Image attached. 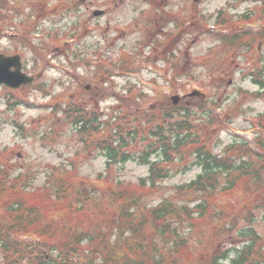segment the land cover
Returning <instances> with one entry per match:
<instances>
[{"label":"rangeland","instance_id":"rangeland-1","mask_svg":"<svg viewBox=\"0 0 264 264\" xmlns=\"http://www.w3.org/2000/svg\"><path fill=\"white\" fill-rule=\"evenodd\" d=\"M96 10L105 15L95 17ZM249 12L252 16L245 18ZM263 28L264 0H0V53L20 54L24 71L35 77L33 84L17 90L0 87V168L5 177L0 181L9 188L0 201H13L17 191L39 193L49 212L61 218L66 214L58 208L76 206L83 188L100 194L99 214L92 204L88 213L65 218L75 231L84 229L78 221L95 226L109 222L105 215L117 209L111 199L120 189L118 182L144 187L141 179L148 177L149 167L134 160L108 167L95 143L109 132L79 134L64 112H55L54 106L66 100L97 111L111 125L115 122L113 127L137 126L145 132L138 142L146 143L147 130L168 107L162 100L179 95L176 119L185 110L195 112L196 130L215 154L237 141L264 143V97L257 95L260 88L252 76L261 74L264 39L255 31ZM221 30L227 36L252 33L232 45L221 41ZM195 90L205 96V107L198 97L187 96ZM137 150L131 152L141 154ZM188 156L173 166L171 177L145 190L143 207L165 200L196 206L198 195L176 188L201 172L191 167ZM58 187L67 191L64 200L55 194ZM249 190H264V183L244 181L233 194L218 193L195 237L209 238L213 229L235 217L244 228L249 216L264 239V193L260 197ZM215 210L222 213L221 220L212 217ZM223 241L218 247L207 244L210 253L240 245L236 237Z\"/></svg>","mask_w":264,"mask_h":264},{"label":"trees","instance_id":"trees-1","mask_svg":"<svg viewBox=\"0 0 264 264\" xmlns=\"http://www.w3.org/2000/svg\"><path fill=\"white\" fill-rule=\"evenodd\" d=\"M249 13L244 15L245 18L252 16ZM250 33L243 31L232 36L220 33V39L235 45L251 37ZM256 34L263 40L264 28ZM261 63L260 76L252 75L260 88L257 95L264 97V54ZM197 100L205 107L207 101L204 98ZM162 101L168 107L163 108L160 122L147 130L146 143L138 142L139 138L144 140L141 133L145 132H140L137 126L128 130L113 127L115 122L111 125V121L105 120L97 111L70 103L71 100L55 106V112H64L67 121L79 134L91 137L93 133L109 132L107 137L95 143L106 157L108 167L134 160L148 166L149 175L141 179L143 188H127L128 184L118 182L120 189L112 194L111 199L117 209L112 216L105 215L110 219L107 224L95 226L78 221L84 229L77 227L75 231L68 227L71 221L66 222L65 218L74 215L71 216L73 220L75 215L84 211L88 213L92 204L98 205L94 211L99 214L100 194L94 196V192L83 188L77 196L76 206L58 208L66 214L59 218L49 212L39 193L15 192L17 198L13 201H0V264H264V239L255 230V219L249 216L246 218L249 223L244 228H239V218L235 217L231 224L213 229L209 238L195 237L198 222L209 214L212 202H218L222 195L233 194L241 182L264 183V143L258 140L253 144L246 141L231 143L222 155L215 154L196 130L193 123L195 112L185 110L180 113L181 119H176L173 110H177V106L171 104V97ZM203 110L207 114V109ZM135 148L141 154L131 152ZM188 153V158L193 159L191 167H197L201 172L191 183L176 188L179 193L186 191L198 195L200 201L196 206L165 200L151 208L143 207L141 200L145 190H153L159 182L171 177L173 166L187 160ZM1 169L0 177L5 179ZM8 189L1 180L0 196ZM131 189L135 194H129ZM66 192L64 187L55 190L60 200L65 199ZM253 193L261 197L264 190H249V194ZM211 215L222 219L220 211L215 210ZM233 237L240 245L210 253L207 244L218 247L225 243L223 240L233 241ZM193 244L195 249L191 247Z\"/></svg>","mask_w":264,"mask_h":264},{"label":"water","instance_id":"water-1","mask_svg":"<svg viewBox=\"0 0 264 264\" xmlns=\"http://www.w3.org/2000/svg\"><path fill=\"white\" fill-rule=\"evenodd\" d=\"M96 16L103 15V12H96ZM33 77L27 76L22 71V63L20 56L7 57L0 54V85H5L11 89H18L22 85L32 84ZM198 95L197 92L192 96ZM175 105L180 102L179 96L172 98Z\"/></svg>","mask_w":264,"mask_h":264}]
</instances>
